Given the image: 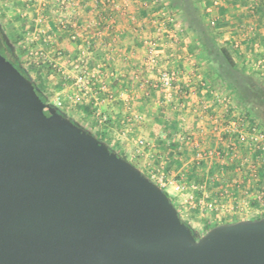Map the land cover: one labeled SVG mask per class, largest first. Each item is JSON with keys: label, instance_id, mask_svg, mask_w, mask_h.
Segmentation results:
<instances>
[{"label": "water", "instance_id": "1", "mask_svg": "<svg viewBox=\"0 0 264 264\" xmlns=\"http://www.w3.org/2000/svg\"><path fill=\"white\" fill-rule=\"evenodd\" d=\"M57 107L0 53V264H264V216L198 230Z\"/></svg>", "mask_w": 264, "mask_h": 264}, {"label": "crops", "instance_id": "2", "mask_svg": "<svg viewBox=\"0 0 264 264\" xmlns=\"http://www.w3.org/2000/svg\"><path fill=\"white\" fill-rule=\"evenodd\" d=\"M214 1L198 0V3L208 13V20L216 23L217 33L226 43L237 46L236 51L241 56L247 58L253 51L255 53L257 49L252 44L258 42L259 37L264 39V0H217L218 5L212 7ZM40 4L41 0H0V20L6 22L9 33L21 45L28 41L31 44L38 40L42 42L41 47L48 55L47 64L42 66L47 70L53 60L49 54H54L55 49L62 50L63 56L53 60L60 71L56 82L57 106L96 133L105 132L109 144L146 174H150L146 164L153 162L166 168L167 173L161 172L164 176L174 180L180 177L187 187L189 183L205 181L206 165L194 161L198 149L191 143L199 142L203 149L206 142L210 145L215 142L216 137L206 133L216 112L212 108L200 109L201 103L210 99L209 89H215V82L185 27L180 45L159 47L162 64L177 71L178 86L187 92V95H181L178 90L148 89L143 80L135 78V73L145 69L146 39L158 36L150 25V17L157 10L152 4L147 7L130 5L132 15L117 16V27L112 32L103 29L100 36L95 32L88 34V58L81 70L75 69L81 56L78 42H72L67 31L59 30L54 18ZM98 13L85 10L74 21L80 23ZM48 35L52 41L44 43L43 39ZM111 37L116 38L113 43ZM98 63L104 64L99 70L96 68ZM81 71L90 75L91 90L85 93L73 81ZM197 73L205 81L204 87L194 77ZM142 76L144 78V74ZM69 77L73 79L72 83L67 81ZM101 84L106 85L107 94L113 95L112 100L106 94L97 93ZM75 96H78L77 100ZM97 113L106 116L105 123L99 124L95 120ZM181 136L187 139L182 140ZM139 139L144 141L143 145L138 143ZM232 220L235 219L225 221Z\"/></svg>", "mask_w": 264, "mask_h": 264}, {"label": "built area", "instance_id": "3", "mask_svg": "<svg viewBox=\"0 0 264 264\" xmlns=\"http://www.w3.org/2000/svg\"><path fill=\"white\" fill-rule=\"evenodd\" d=\"M3 2H7V0H3ZM151 4L156 7L157 10L150 17V25L158 36L157 38L146 39L147 49L144 58L145 69L141 71L139 70L135 73V78L143 80L144 86L148 89H164L166 92L178 90L181 95H187L186 90L178 86L177 71L171 66L162 64L163 58L159 52L160 46L180 45L185 36L184 23L181 17L168 8L165 0H41L40 5L42 8L48 10L57 23L59 30L67 31L69 39L72 42H78L81 56L75 64V69L81 70L85 66L86 59L88 58L90 45L89 40L86 39L88 34L95 32L100 36L103 29L112 32L117 27V16L132 15V13L129 12L130 5L147 7ZM212 5H218L217 0L214 1ZM89 9L99 11V13L96 14V17L84 20L80 23L74 21V19L77 20L80 12ZM252 9L254 10V8ZM115 40V37H111L110 42L113 43ZM51 41L49 35L45 36L43 39L44 43H49ZM30 53L35 56H44V50L42 48H40V50L31 51ZM54 55L56 58H59L63 56V52L60 49H55ZM259 63L261 62L258 61V64ZM52 66L58 68L54 63ZM102 66H104L103 63H98L96 68L99 70ZM142 74H144V78ZM89 77L90 75L87 71H81L74 77L75 84L81 87L83 93L91 90ZM194 77L197 78L201 86H205V81L202 79L201 74L197 73ZM209 91L211 92V97L208 101L201 103L200 109L202 111L209 110V107L213 103L216 105H223L224 107L228 105L229 97L227 94L217 90L215 91V89L212 88L209 89ZM97 93L103 95L106 94L108 99H113L112 94H107L105 84L99 86ZM74 99L77 100L78 96H75ZM229 111V114L226 117L222 116L220 118V124H217L218 119H212L213 124L210 131L220 135L218 139L221 146L216 147L214 150L209 148L202 150L200 149L201 146L199 142L192 141L191 145L193 148L198 149L194 161H196L197 164H200L202 163L201 161L205 162L208 159L216 158L223 164L234 163L231 170H234L236 173V171L241 169V164L233 161L236 149H239L240 147H243L244 149L249 148L259 155V162L253 163L251 166L249 165L250 170L252 171V176L255 179L256 177L259 178V169L264 165V126H257L249 117H243V114H240L234 109L229 108ZM95 119L99 124H102L107 120L106 116L100 113L95 114ZM233 136H235V140L232 139ZM180 139L184 140L187 138L181 136ZM138 143L143 145L144 141L139 139ZM222 146H224V149L227 152L226 154L224 153V150H221ZM245 160L246 158H244V161ZM150 176L164 188L165 183H163L164 176L162 173H160L159 176H156L155 174ZM172 184L176 190L184 188V186L182 187L175 182ZM224 193H226V191L223 188H220L218 191V198L219 196H224ZM263 194L264 193L262 192V195ZM219 206L222 207L220 201L219 203H216V200L210 199L206 202V207L211 210H217ZM236 208L237 205L231 207L232 210H235Z\"/></svg>", "mask_w": 264, "mask_h": 264}, {"label": "rangeland", "instance_id": "4", "mask_svg": "<svg viewBox=\"0 0 264 264\" xmlns=\"http://www.w3.org/2000/svg\"><path fill=\"white\" fill-rule=\"evenodd\" d=\"M200 5V4H199ZM212 7H214L212 5ZM200 8L203 10L206 23L211 28L212 33L216 39V42L222 45H226L229 50L232 52L233 56L236 59L238 67L247 73L252 74L256 77V82L263 83L264 84V39L263 37H259L256 40L258 42L253 43V47L257 49V51L254 53L252 52L249 57L241 56L239 53L236 52L237 47L233 46V44H230L229 42L223 40V36H220L215 27L216 23L212 22V19L208 20V13H206L205 8L200 5ZM3 26L6 27V31L9 34L11 38V42L15 44V47L19 50V52L22 54V59L26 66H28L30 70V74L32 78L37 81L41 86L44 84L43 89L45 92L49 95V100L52 102H56V95H57V88H56V82L57 79L60 77V71L53 67L52 64L54 63V59H56V56L54 54H49V57H51L53 60L51 61V67L50 69L43 68L42 64H47L46 60L48 58V55L44 52V56H35L34 54H31V51L34 50H40L42 48V42L36 41V43H30L28 41L27 44L19 42L13 34L11 35L9 33V29L7 28L6 22H2ZM4 27V28H5ZM257 44V45H256ZM0 51L3 55H6L8 59H13L10 52L5 48L4 44L2 43L0 39ZM4 52V53H3ZM241 52V51H240ZM242 53V52H241ZM255 57V58H254ZM258 61L261 63L258 64ZM206 68L208 70V67L206 65ZM71 80V82H70ZM72 78L69 77L67 81L69 83H72ZM74 81V80H73ZM44 82V83H43ZM215 82L214 88L215 91L223 92L227 94L229 97V103L227 106L223 105H216L213 103L209 109L212 108V111L216 112V114L213 115L212 119H218L217 124H220L221 117H226L229 113V108L234 109L235 111L239 112L240 114H243V117H249L251 121L255 122L257 126L263 127L264 125L253 116L250 112L245 110L236 97L232 94H228V90L222 86L219 82L213 80ZM70 85V84H69ZM56 104V103H55ZM230 106V107H229ZM216 108V110H214ZM227 110V111H226ZM227 112V113H226ZM230 112V111H229ZM96 120V119H95ZM105 123V122H104ZM213 124V123H212ZM212 126V125H211ZM210 130L206 133L208 136H214L215 142L207 143L206 146L204 145V149H215L216 147L221 146L218 137V133H211ZM235 136L232 137L233 140ZM221 150H224V153L226 154V150L224 149V146L221 147ZM258 153H254L252 149L249 148H243L240 147L239 149H236L235 156H233V161L236 163H240V170L235 171L232 170L229 176L225 175V167L230 165L231 169L233 168V164H223L220 163L219 159L213 158L208 159L207 161L200 163L205 164L207 171V175L205 176L206 180L203 182H192L189 183L188 187L186 183H184L183 179L179 177V180H174L171 177L164 176L163 183L164 190L169 194L171 198H173L175 204L177 205L182 217L189 221L191 224H193L198 230L204 231L205 227L207 225H214V223H221L226 222L225 220L229 219H235L239 217H261L264 215V194L262 195V192L264 193V178L260 179L256 177V179L252 176V171L250 170V166L253 163L259 162ZM244 158L246 160L244 161ZM232 162V161H231ZM223 164V165H222ZM250 165V166H249ZM145 166V165H144ZM146 169L148 172H150L149 175L155 174L156 176H159L161 172L164 171L167 173L166 168H161L156 163L149 162V164H146ZM209 167L211 169H209ZM222 168V169H221ZM221 169V170H220ZM159 170V172H158ZM157 171V172H156ZM224 172V173H223ZM179 184L180 186H184L183 189L176 190L174 185L172 183ZM220 188H223L226 193H224V196H219L218 198V191ZM213 192V193H211ZM217 193V194H216ZM215 194V195H214ZM261 194V196H260ZM214 195V196H213ZM216 200V203L222 204V207L219 206L217 210H211L206 207V202L208 200ZM220 199V200H219ZM255 200L258 201L257 206L254 205ZM237 208L235 210H232V206H236Z\"/></svg>", "mask_w": 264, "mask_h": 264}, {"label": "trees", "instance_id": "5", "mask_svg": "<svg viewBox=\"0 0 264 264\" xmlns=\"http://www.w3.org/2000/svg\"><path fill=\"white\" fill-rule=\"evenodd\" d=\"M165 1L168 8L181 17L186 32L192 36L195 46L198 49V53L208 67V72L212 80H215L224 86L228 90V94L234 95L240 105L253 114V116L264 125V84L256 82V77L252 74L242 71L238 67L236 59L229 48L226 45L216 42L211 28L206 23L204 12L200 8L198 0ZM0 35L4 36L9 46L11 45L9 49L15 62L13 60L10 61L20 73L33 81L35 89L42 102L48 100L49 95L45 92L42 86L32 78L28 66L25 65L22 59V54L15 47V44L11 42V38L1 23V20ZM2 56L5 57L3 54ZM48 69L52 70V67L49 66ZM57 108L58 112H65L60 107ZM76 124L84 126V124L77 120ZM96 134L99 138L105 139V132L102 131ZM111 147L115 148L113 146ZM231 171L230 165L225 167L226 176H229ZM259 178H264V165L259 169ZM257 204L258 201L255 200L254 205L257 206ZM236 219L237 218H235V220ZM210 226L212 225H207L205 229Z\"/></svg>", "mask_w": 264, "mask_h": 264}, {"label": "flooded vegetation", "instance_id": "6", "mask_svg": "<svg viewBox=\"0 0 264 264\" xmlns=\"http://www.w3.org/2000/svg\"><path fill=\"white\" fill-rule=\"evenodd\" d=\"M0 39H1L2 43L4 44L5 48L10 52L9 48H10L11 45L10 46L8 45V43H7L6 39L4 38V36L0 35ZM5 57L8 58L6 55H5ZM9 60H13L15 62L14 58L13 59H9Z\"/></svg>", "mask_w": 264, "mask_h": 264}]
</instances>
